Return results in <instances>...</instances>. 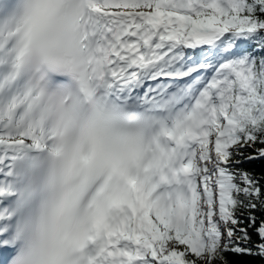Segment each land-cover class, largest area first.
<instances>
[{"label":"snow or ice","instance_id":"6c2138e0","mask_svg":"<svg viewBox=\"0 0 264 264\" xmlns=\"http://www.w3.org/2000/svg\"><path fill=\"white\" fill-rule=\"evenodd\" d=\"M257 258L264 0H0V264Z\"/></svg>","mask_w":264,"mask_h":264},{"label":"trees","instance_id":"16d2710c","mask_svg":"<svg viewBox=\"0 0 264 264\" xmlns=\"http://www.w3.org/2000/svg\"><path fill=\"white\" fill-rule=\"evenodd\" d=\"M256 54L259 55L260 52L256 51ZM261 164H262L261 161H256V162H254L252 164L245 165V167L253 169L257 174H259L260 171H261ZM256 264H260L259 258H257Z\"/></svg>","mask_w":264,"mask_h":264}]
</instances>
